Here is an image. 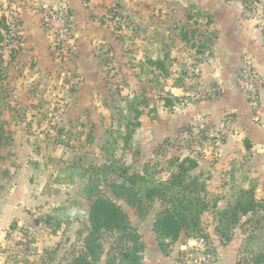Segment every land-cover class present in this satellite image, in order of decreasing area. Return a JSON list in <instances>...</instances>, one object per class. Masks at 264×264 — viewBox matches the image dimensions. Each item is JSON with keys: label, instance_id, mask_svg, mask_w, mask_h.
<instances>
[{"label": "rangeland", "instance_id": "1", "mask_svg": "<svg viewBox=\"0 0 264 264\" xmlns=\"http://www.w3.org/2000/svg\"><path fill=\"white\" fill-rule=\"evenodd\" d=\"M117 1L111 5L107 20L98 19L104 26L111 27L113 36L100 39L94 48L80 52L75 49L77 39L71 10L68 9L71 28L65 44L59 39L58 11L47 8L43 24L49 32L51 60L60 68L56 70L57 81L50 83L48 97L35 102L36 107L41 108L38 114L19 112L17 106L23 105L21 96L9 97L3 84L0 115L7 123L13 143L3 149L4 159L0 161V198L6 197L5 192L12 189H17L23 197L19 201L20 208L23 207L21 223L14 221L6 229L10 236L14 233L18 236L13 238V254L5 264H68L82 249L89 229L87 211L91 201L87 190L92 166L112 162L121 168L128 166L131 172H140L150 180H159L174 169L170 162L173 157L190 156L195 151V156L201 155L198 151L215 146L226 135L224 129H214L210 136L204 127L195 125H185L176 132L172 124L177 107L192 100L216 97L221 92L219 85L202 83L198 74V62L203 60L204 52L201 48L211 45L214 34L201 31L199 26L200 33L193 40L197 47L191 48V41L182 44L179 39L184 24L165 34L157 31L153 23V0H146L141 16L137 10L138 0H129L126 9ZM12 16V23L19 21L15 12ZM185 25L195 24L187 22ZM161 37L166 40L162 45ZM157 41L162 48H155ZM5 43L0 42L3 63L5 46L10 57L15 50L17 56L22 41L13 46ZM170 43L174 44L173 49ZM79 53L83 54L81 70L73 62L78 60ZM166 55L169 56L165 60L168 74L148 63L149 59L160 56L165 59ZM239 87L245 92L240 84ZM167 97L173 99L172 107L165 106ZM131 104L142 111V126L137 127L129 145L125 146L122 137L127 133L128 123L137 121ZM25 133L34 139L28 143L19 140L18 136ZM122 180L117 173L108 174L100 186L102 194L124 208L141 238L149 237L151 215L157 213L161 204L154 202L143 216L125 198L113 193L109 182ZM29 195L34 198L27 203ZM2 214L4 211L0 210V217ZM257 217L255 214L252 224L242 227L246 242L243 241L236 264H252L256 254L262 253L261 249L255 251L247 243L253 235L264 236V225L259 226L261 221ZM256 221L258 226L252 227ZM228 234L233 237V228ZM119 237V232L104 237L100 264H108L111 256L117 257L122 245ZM224 239L222 237L223 243ZM152 240L150 236L148 241Z\"/></svg>", "mask_w": 264, "mask_h": 264}, {"label": "crops", "instance_id": "2", "mask_svg": "<svg viewBox=\"0 0 264 264\" xmlns=\"http://www.w3.org/2000/svg\"><path fill=\"white\" fill-rule=\"evenodd\" d=\"M115 1L0 0V13L11 19L14 18L12 12H15L20 23V52L14 58L10 57L5 44V63L0 60L6 75L4 83L9 97L21 96L20 104L23 105L17 106L19 112L38 114L41 108L36 107L35 102L43 96L48 97V92L51 91L50 83L57 81L56 75H59L56 70L60 67L51 60L49 32L43 24V14L47 8L65 5L71 10L77 39L75 49L80 52L94 48L100 39L113 36L111 27L104 26L98 19L109 18V10ZM138 1L141 4L137 3V10L141 16L146 0ZM117 2L125 6V9L128 8L129 0ZM153 3V23L161 34L170 32L181 24H184L181 27L184 31L195 30L199 34L198 27L201 26V31L214 34L211 45L203 49V60L198 62V74L202 83L219 85L221 92L216 97L192 100L181 107H175L176 119L172 124L176 132L185 125L204 127L210 136L213 135L210 132L214 129L225 130L226 135L222 141L219 140L211 148L198 151L201 155L195 156V151L190 156L199 161L197 171L204 172L208 177L207 196L212 206L203 215V233L208 236L204 238L216 253L215 264H236L244 244L243 236L246 237L242 233V227L251 225V218L255 214L261 221L259 226L264 225V211L258 209L242 216L235 228L233 227V237L229 241L224 240L223 243L218 230L220 212L233 205L244 190L254 189L255 197L264 201V0H153ZM140 7L142 8L139 9ZM156 13L159 17L155 16ZM187 22L195 25L186 26ZM181 37L180 42L184 44ZM164 38L159 40L161 45L166 41ZM159 43L155 42V48H162ZM174 44L170 43V49H173L171 46ZM82 58L83 54L79 53L78 60L73 61L78 70H81ZM3 64L6 68L2 67ZM250 67L257 75L256 101L251 100L239 87L241 70ZM227 116L230 118L227 119ZM25 134L18 136L19 140L28 143V140L34 139L33 136ZM170 134L171 132L168 133ZM5 194L6 197L0 198V210L4 211L0 217V264H5L6 259L12 257L13 238L18 236L15 233L10 236L6 229H9L14 221L20 224L19 218L23 214V207L20 208L19 205L23 197L18 194L17 189L6 191ZM28 197L27 203L34 198L30 195ZM155 215L156 212L151 215L152 231L149 235L153 240L148 241L149 237L146 235L142 237L146 244L143 264H189L191 246L198 237L203 236L183 235L179 241L171 244L169 251L165 253L160 248L153 230ZM254 223L252 227H257L258 222ZM247 243L250 248H255L253 250L261 249L264 253V236L253 235Z\"/></svg>", "mask_w": 264, "mask_h": 264}, {"label": "trees", "instance_id": "3", "mask_svg": "<svg viewBox=\"0 0 264 264\" xmlns=\"http://www.w3.org/2000/svg\"><path fill=\"white\" fill-rule=\"evenodd\" d=\"M190 17L189 15V19ZM13 23L6 14L0 13V42H6L5 44L9 46L22 41L18 28L20 23L19 21ZM182 38L186 42L191 41L193 48L197 47L193 41L197 38L195 30H183ZM203 49L204 47L201 48ZM15 54L16 50L11 55L12 58ZM168 58L166 55L165 59H149L148 63L162 73L168 74L169 69L165 61ZM5 79V72L0 66V99ZM164 101L167 107L174 105L171 97L165 98ZM130 107L135 112L137 121L128 123L127 133L122 137L125 146L129 145L137 127L141 125L142 111L134 107V104ZM12 143L13 136L7 129L6 121L0 115V161L4 159L3 149ZM170 162L174 169L166 178L159 180H150L140 172H131L128 166L121 168L112 162L92 166L88 173L90 183L87 190L91 201L87 211L89 229L82 249L75 253L68 264H100L104 252V237L114 232L120 233L119 242L122 245L117 257H109L107 263L143 264L145 244L140 233L130 224L129 215L124 208L110 197L103 195L100 189L101 183L106 180L108 174L117 173L122 177V182H109L113 193L125 198L143 216L148 213L154 202H160L161 207L155 215L153 230L163 252L167 253L171 244L179 241L183 235L208 238L203 233L202 220L204 213L212 206L207 196L208 177L204 172L197 171L199 161L196 157L175 156ZM258 209L264 211V201L255 197L254 189L244 190L233 205L220 212L218 230L221 236L226 240L231 239V235L228 234L230 229L241 220L242 216ZM252 264H264V253L256 254Z\"/></svg>", "mask_w": 264, "mask_h": 264}, {"label": "built area", "instance_id": "4", "mask_svg": "<svg viewBox=\"0 0 264 264\" xmlns=\"http://www.w3.org/2000/svg\"><path fill=\"white\" fill-rule=\"evenodd\" d=\"M56 10L58 11L56 15L61 21V26L59 27V39L63 40L66 44L67 36L71 28V16L69 14L68 8L66 9L65 6L57 7ZM256 79L257 75L251 67L242 69L238 79L241 87L253 101H256L258 97V89L255 83ZM191 249L192 253L189 255L188 259L189 264H215L217 258L216 253L213 251L204 237H198L195 244L191 246Z\"/></svg>", "mask_w": 264, "mask_h": 264}]
</instances>
